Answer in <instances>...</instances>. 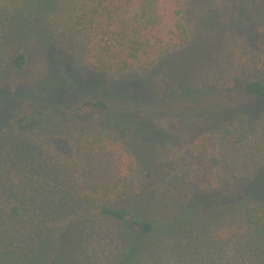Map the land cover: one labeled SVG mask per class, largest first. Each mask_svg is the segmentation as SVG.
I'll return each mask as SVG.
<instances>
[{
	"label": "rangeland",
	"instance_id": "374dc122",
	"mask_svg": "<svg viewBox=\"0 0 264 264\" xmlns=\"http://www.w3.org/2000/svg\"><path fill=\"white\" fill-rule=\"evenodd\" d=\"M73 6L57 0L0 40V165L13 164L15 183L31 179L35 161V177L61 196L31 229V264H119L135 247L136 258L126 264H262L264 197L255 195L264 188V101L244 98L236 83L264 76V0H185L180 45L151 69L125 73L87 65L88 44L68 29ZM16 53L26 57L19 71L12 64ZM30 92L42 115L12 126L14 108L17 116L28 114L19 106ZM89 97L109 110L53 111L70 112ZM253 104L263 108L254 120L235 114L212 129L203 128L202 115L190 116ZM226 130L233 139L222 141ZM91 132L133 159L131 175L108 202L126 220L99 216L82 200V138ZM207 134L218 140L227 165L222 185L203 189L188 182L185 165ZM130 220L150 223L152 234L136 233ZM143 247L149 254L139 259Z\"/></svg>",
	"mask_w": 264,
	"mask_h": 264
},
{
	"label": "trees",
	"instance_id": "16d2710c",
	"mask_svg": "<svg viewBox=\"0 0 264 264\" xmlns=\"http://www.w3.org/2000/svg\"><path fill=\"white\" fill-rule=\"evenodd\" d=\"M56 1L0 0V40L6 35L12 37L18 29L27 28L29 25L25 23L39 19L46 13L49 4ZM72 1L74 6L68 19V29L88 44L86 63L96 71L125 73L135 69L149 70L171 49L180 45L181 25L178 18L182 14L185 0ZM262 61L264 70V57ZM12 64L15 70H22L26 65L25 55L16 53ZM236 88L240 89L244 98H253L252 102L263 103L264 76L260 80L237 82ZM30 101L31 92L19 106L20 110L23 108L28 112L27 115L17 116L19 109L12 110V126L22 125L30 118L42 115ZM9 104L4 100L1 106L8 107ZM257 107L253 104L250 107L239 106L220 112L199 111L190 113V116L202 115V123L207 124L203 128L212 129L217 124L229 122L235 114L241 119L254 120L263 109L259 112ZM108 110L105 101L91 97L73 105L70 112L59 107L53 109L64 116L69 113L71 116H81ZM229 131H224L222 141L233 139ZM217 146L218 140L209 134L198 137L190 153H187L185 166L189 183L201 185L203 189L210 185L216 188L222 185L221 171L225 169L227 162L224 163L219 158ZM82 158L84 167L80 191L83 202L99 216L126 220V213L113 208L108 202L131 175L133 159L123 152L120 144L96 132L82 138ZM12 162L16 163L17 160ZM31 162L34 168L31 179L17 178L15 183L12 182V173L15 177L19 176L11 170L13 164L10 162L6 166L0 165V264H31L34 251H31V236L35 237V232L32 234L31 229L51 215L53 204H57V198L61 197L45 190L44 181L47 180L36 178L38 176L34 173L38 172L39 165L35 161ZM263 189L258 188L260 194L255 195V198L260 200L264 197ZM130 225L140 235L149 236L153 232V226L146 221L130 220ZM137 248H133L119 264H126L131 258H136ZM148 250V247L141 248L139 259L149 254Z\"/></svg>",
	"mask_w": 264,
	"mask_h": 264
}]
</instances>
